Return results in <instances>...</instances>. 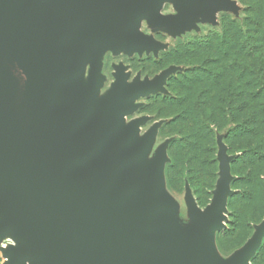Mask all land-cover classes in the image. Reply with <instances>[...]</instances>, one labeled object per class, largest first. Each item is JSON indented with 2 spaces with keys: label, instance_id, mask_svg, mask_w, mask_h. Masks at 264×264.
<instances>
[{
  "label": "water",
  "instance_id": "1",
  "mask_svg": "<svg viewBox=\"0 0 264 264\" xmlns=\"http://www.w3.org/2000/svg\"><path fill=\"white\" fill-rule=\"evenodd\" d=\"M40 1L0 0V230L23 234L28 248L21 264H151L141 254L153 243L146 232L164 206L158 176L141 205L126 203L133 181L114 187L119 169L140 158L145 146L126 151L132 134L121 137L89 175L69 174L75 162L87 160L117 130L126 104L151 85L127 90L121 80L96 124L76 136L92 109L96 83L68 111L53 112L52 104L59 84L81 70V63L71 64L75 55L60 48L61 42L86 29L87 45H136L141 41L133 33L137 20L155 13L161 0H133L124 7L111 0H50L60 16L45 24ZM111 188L114 195L107 197ZM223 204L220 192L207 217L197 215L192 264H220L212 231L221 222ZM257 242L225 264H247Z\"/></svg>",
  "mask_w": 264,
  "mask_h": 264
},
{
  "label": "rangeland",
  "instance_id": "2",
  "mask_svg": "<svg viewBox=\"0 0 264 264\" xmlns=\"http://www.w3.org/2000/svg\"><path fill=\"white\" fill-rule=\"evenodd\" d=\"M28 0H21L22 4ZM124 7L133 0H111ZM41 23L58 18L59 12L50 0H41L38 6ZM246 5L242 0H161L155 13L141 16L133 33L141 40L133 46L98 42L87 45L86 29L73 31L61 42L60 48L73 52L74 66L81 63V70L59 84L53 100L52 111L63 113L72 107L74 99H80L96 83L93 106L87 120L75 131V136L92 127L98 121L104 105L116 92L120 81L127 90L138 85L151 88L126 104L117 130L101 144L87 160L77 161L69 169L72 176H87L92 168L101 166L111 154L113 145L121 137L132 134L125 150L145 146L142 156L122 166L114 187L133 181L135 188L129 193L126 203L141 205L153 178L160 181L159 197L164 206L156 211L153 227L146 232L153 240L143 246L141 257L151 264H192L193 233L198 226L197 215L207 217V209L216 203L223 192L221 222L212 231V250L220 264L233 260L247 249L255 238L257 245L247 264H264V186H257L245 179L243 166L237 173L232 162L238 153H231L226 142L227 128L216 129L217 178L209 201L199 203L187 177L175 176L169 166L173 163L170 154L171 142L178 134L163 127L171 120L168 114L153 110V100L174 96L169 83L173 77L185 73L190 66L185 62V46L195 39H202L221 29V19L229 16L243 22ZM81 55V58L76 57ZM185 172V171H184ZM3 222L0 221V228ZM14 229L0 236V264H15V251L22 246ZM23 264H31L29 261ZM33 264H42L35 261Z\"/></svg>",
  "mask_w": 264,
  "mask_h": 264
},
{
  "label": "trees",
  "instance_id": "3",
  "mask_svg": "<svg viewBox=\"0 0 264 264\" xmlns=\"http://www.w3.org/2000/svg\"><path fill=\"white\" fill-rule=\"evenodd\" d=\"M242 1L243 22L223 16L220 30L188 43L190 68L170 80L174 96L152 105L172 117L163 128L179 136L169 169L187 174L202 205L217 178L216 129L227 128L229 150L238 153L233 172L243 166L247 182L264 186V0Z\"/></svg>",
  "mask_w": 264,
  "mask_h": 264
},
{
  "label": "bare ground",
  "instance_id": "4",
  "mask_svg": "<svg viewBox=\"0 0 264 264\" xmlns=\"http://www.w3.org/2000/svg\"><path fill=\"white\" fill-rule=\"evenodd\" d=\"M141 5H143V4H141ZM65 13H66V15H69L72 18L74 17V14L68 13L67 11ZM73 22H75V21L73 20ZM101 30H102V24H100V26L97 28V31L98 32L101 31ZM0 152H1V143H0ZM131 183L132 182H130L129 184H131ZM114 191H115L114 188L108 189V191H107V197L113 196L114 195ZM0 195H1V191H0ZM0 205H3V201L1 199V196H0ZM8 229H10V228H8ZM16 231H18V229H16ZM1 235H2V231L0 230V236ZM16 237H17L18 241L21 243V246L22 247L18 251H16V255H15L16 263L15 264H21V253L23 251H25V249L28 248V245L23 240V234H21L20 232H18V235ZM29 262L31 263V261H29Z\"/></svg>",
  "mask_w": 264,
  "mask_h": 264
}]
</instances>
